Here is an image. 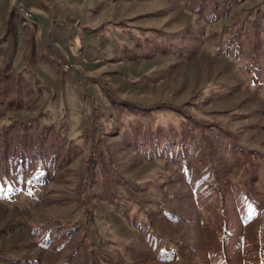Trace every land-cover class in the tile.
Listing matches in <instances>:
<instances>
[{
    "label": "rangeland",
    "instance_id": "rangeland-1",
    "mask_svg": "<svg viewBox=\"0 0 264 264\" xmlns=\"http://www.w3.org/2000/svg\"><path fill=\"white\" fill-rule=\"evenodd\" d=\"M14 1L0 264H264V0H107L70 58Z\"/></svg>",
    "mask_w": 264,
    "mask_h": 264
},
{
    "label": "crops",
    "instance_id": "crops-1",
    "mask_svg": "<svg viewBox=\"0 0 264 264\" xmlns=\"http://www.w3.org/2000/svg\"><path fill=\"white\" fill-rule=\"evenodd\" d=\"M47 1L50 0H41L44 8L40 6L32 5L28 1L25 4L29 6L31 9H33L35 12L39 13V15H42L43 17L48 18L49 20H53L52 23L57 22V20L68 22L66 25L65 38L63 39L64 43L62 44L60 41L53 39L49 42V48L46 49L48 53L53 52L54 55L66 54L67 57H69L70 54L68 55L67 53V51L69 50L66 47V39L67 37H69L71 34L74 33V28H75L74 22H79V24L82 23L83 25L93 26L95 25L94 23H97L102 18L108 17L107 16L108 13L103 9H101L103 6L106 5L104 1L107 0H101L102 6L99 9H98L99 5H97L98 2H96L97 0H78V1L76 0L77 1L76 3L72 2V0H66L69 2L65 6H63V8L56 7L51 10L53 17H51L52 16L51 13H49V11L45 9L46 8L45 5ZM52 1H56V0H52ZM12 2L13 0H9L10 7L8 4L6 7V13L12 11V9H10ZM71 2L75 3L74 6L73 5L71 6ZM32 25L34 26L35 23H33ZM50 29H53V27L50 26Z\"/></svg>",
    "mask_w": 264,
    "mask_h": 264
},
{
    "label": "built area",
    "instance_id": "built-area-1",
    "mask_svg": "<svg viewBox=\"0 0 264 264\" xmlns=\"http://www.w3.org/2000/svg\"><path fill=\"white\" fill-rule=\"evenodd\" d=\"M14 5H20L23 7V0H16L14 1ZM24 11H25V17L27 19H31V8L30 7H23ZM67 48L69 49V52L73 53V54H77L78 52V48H79V42H78V37L76 35V33L71 34L69 37H67ZM65 65H66V69L69 67L70 62L65 60L64 61Z\"/></svg>",
    "mask_w": 264,
    "mask_h": 264
},
{
    "label": "trees",
    "instance_id": "trees-1",
    "mask_svg": "<svg viewBox=\"0 0 264 264\" xmlns=\"http://www.w3.org/2000/svg\"><path fill=\"white\" fill-rule=\"evenodd\" d=\"M7 28H8V29L10 28V23H9L8 20H7Z\"/></svg>",
    "mask_w": 264,
    "mask_h": 264
},
{
    "label": "bare ground",
    "instance_id": "bare-ground-1",
    "mask_svg": "<svg viewBox=\"0 0 264 264\" xmlns=\"http://www.w3.org/2000/svg\"><path fill=\"white\" fill-rule=\"evenodd\" d=\"M19 8V7H18ZM21 8V7H20ZM23 9V8H22ZM22 12V11H21ZM24 14H25V12H24ZM27 19V18H26Z\"/></svg>",
    "mask_w": 264,
    "mask_h": 264
}]
</instances>
